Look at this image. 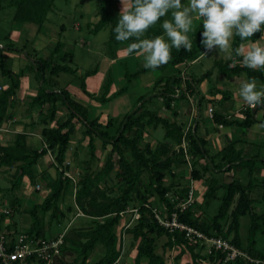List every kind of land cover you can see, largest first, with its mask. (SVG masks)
I'll return each mask as SVG.
<instances>
[{
	"label": "trees",
	"instance_id": "1",
	"mask_svg": "<svg viewBox=\"0 0 264 264\" xmlns=\"http://www.w3.org/2000/svg\"><path fill=\"white\" fill-rule=\"evenodd\" d=\"M56 0H0V4L8 2L15 7L14 21L17 23H35L42 28L46 22L49 13ZM99 14L102 17L97 30L103 29L105 26L111 27L110 44L114 43L118 46L126 45L133 41L118 42L115 40L114 28L118 23L119 15L111 16L108 14L104 0H99ZM163 19L152 27L146 37L151 38L157 35H162ZM203 25L197 27L192 34L193 47L192 50L173 49L171 52V60L168 64L157 69H165L167 65H178L187 60H196L201 53L205 51L201 45ZM261 33L253 35L252 39L257 40ZM239 37H235L232 42V47L236 48L240 45ZM54 49V53L57 52ZM53 56L51 55L45 60H33L36 67V76L38 80H42L41 88L35 97L31 98V108L42 107L47 104L50 109L47 115L42 117L41 122L45 125L41 132V136L47 148L39 151L28 145L27 135L18 134L13 145H0V170L17 166L16 177L10 189L11 192L19 190L23 184L24 178H28L36 184L38 177L37 165L39 160L52 151L55 155V170L58 176L53 177L48 172L43 173L41 179L50 189V196L46 197L40 204L34 205L28 213L32 217V228L28 235L36 239L49 240L44 235L45 224L44 220L48 213L51 214V222L60 217L65 218V214L60 211V203L65 198L66 194L76 187L75 203L76 206L88 217L96 220L95 227L87 230H73L76 237H71L70 233L63 236V244L60 247V256L57 257L55 264H87L89 255L102 245L105 249L104 255L94 264H119L121 257L120 238L116 232L117 226L120 224L124 214H126L134 200H138L139 219L137 223L130 229H126L132 235L134 242H138L137 255L133 264H142V260H148V264H167L165 257L157 252V241L162 237L167 239L163 245L165 250H172L176 247L181 249L178 259H181L184 254L188 253L191 262L188 264H202V260L210 258L213 264H222L226 255L213 250L210 257L202 255V250L205 245L192 244L185 236V233H180L178 230L170 232L169 229L162 226L153 210L150 208V201L157 198L158 201L164 204L166 215L164 218L169 220L175 212L178 213V221L188 225L209 237H222L228 240L233 246L245 251L252 259L258 263H248L244 259H236L227 264H264V212L258 213L253 207L254 201L250 198L249 190L253 188V183L244 187L240 183L232 182L223 186L224 195L221 198V206L210 220H205L201 216H197L193 207L181 213L176 206L186 198L189 194V189L178 185L175 182L166 183V178H175L174 169L179 165L186 164L183 142L188 143V153L192 158H202L208 156L206 149L207 141L198 137L192 131L184 133L182 125L172 121L169 118L161 117L155 112L145 110L144 107H139L137 110L128 114L118 123V120L110 118L106 125L99 123V120L89 121L87 117V109L76 103L68 93L61 91L55 93L51 86L45 80L46 71L53 78L59 73H73L72 69L66 66L54 64ZM28 57V58H29ZM9 57L5 54L0 57V71L3 77L8 80V89L0 91V127L8 118L7 112L10 107L15 105L17 93L20 88L23 72L15 73L7 64ZM34 66L32 68H34ZM216 68L223 75L232 77L242 73L248 77H255L258 80L264 81V71H253L242 64L232 65V60L224 64H216ZM148 69L139 71L145 72ZM74 74V73H73ZM49 75V76H50ZM88 75V74H87ZM181 78H170L164 84V89L161 91L158 98L161 97L164 102L165 109L170 110L172 103L175 101L177 90L181 92L179 98L185 97L183 87H181ZM163 80H159L158 84H162ZM111 84V81H110ZM179 84V86H178ZM109 86L106 88L105 94L98 98L101 102H106L109 99L106 97L109 91ZM177 86V88H176ZM186 86L191 92H195V86L186 81ZM82 91L92 97L87 90L85 79L82 80ZM50 90V91H49ZM122 88L119 92H124ZM175 97V98H174ZM143 101V100H142ZM65 106L70 115L63 123H58V127H48L47 123L52 122L57 116L58 103ZM243 122L231 121L226 117L218 114L213 115V120L218 125L233 126L247 129L253 123L254 119L250 112L246 113ZM77 119L85 127L84 135L88 139L89 157L88 161L83 162L82 174L79 180L74 184V180L66 176V154L71 148L72 135L69 132V127L73 125V121ZM163 126L167 129L166 142L159 143L155 148H152L147 143L143 148L141 145L145 140L146 130L148 128L158 129ZM113 129L114 132L111 131ZM130 132H135L134 135H129ZM96 140L102 143V149L106 150L111 146V151L108 158L101 169H96L95 165L98 159L96 156L97 146ZM171 141L169 143L168 141ZM179 146L180 152L176 153L175 147ZM129 152L131 159L126 156ZM118 157V166L121 172H118L117 177L125 185L119 192V195H113L112 188H102L107 186L111 179V174L116 168L115 157ZM221 161L226 165L225 171L243 166L248 168L252 173L256 160L254 158L245 159L242 153L235 149V145L230 144L224 148L218 155ZM214 163V162H213ZM219 165H214L213 170H217ZM211 168L205 167L203 173L208 172ZM148 175V182H143V175ZM194 180L202 179V173L197 168L191 173ZM37 185V184H36ZM264 188V183H262ZM218 188L214 183H211L208 192L204 195V203L208 206L209 201L216 198ZM172 194V195H171ZM177 195L179 196L176 200ZM237 198V199H236ZM19 204V200H15ZM233 208V210H232ZM19 209V208H18ZM17 212V205L10 211L0 214L1 224L4 218H13ZM248 216L250 225L248 229L247 244L243 242L241 236V219ZM103 220V221H101ZM10 227V226H9ZM1 232V230H0ZM13 233L10 234L12 236ZM232 236V238H231ZM50 240H57L51 238ZM261 242V243H260ZM72 256L73 260L67 262L65 259ZM27 264H47L44 261H37L34 257L29 258Z\"/></svg>",
	"mask_w": 264,
	"mask_h": 264
},
{
	"label": "rangeland",
	"instance_id": "2",
	"mask_svg": "<svg viewBox=\"0 0 264 264\" xmlns=\"http://www.w3.org/2000/svg\"><path fill=\"white\" fill-rule=\"evenodd\" d=\"M182 2H187V0H182ZM104 6L111 16H115L118 13L117 1L116 0H104ZM115 13V14H114ZM15 7L8 4V2L0 4V42L2 46L5 47L3 51H10L17 55V63L14 64L15 69H19L18 62L19 60H26V65L20 70L18 73L23 72V77L29 76L31 78L32 85L37 88V94L41 88L42 80L37 79L36 67L34 66V62L32 59L36 61L45 60L51 55L53 56L54 64L66 66L69 69L73 70V73H59L57 76L51 77L48 74V70L46 71L45 80L47 84L51 86L52 91L55 93H61L64 91L68 94L70 92H75L76 88V79L82 80L86 79L87 74L90 75L96 72L98 66H100L102 60L107 56V52L109 50H114L118 45L112 43L110 44L111 38V27L105 26L103 29L97 30V24H99L102 17L99 14V0H56L55 4L52 8V11L49 13L46 22L43 24V30L39 33V26L35 23L32 24H21L14 21ZM170 19L171 14L169 13L167 17ZM163 23V22H162ZM202 26V21H196L194 24V30ZM161 29L162 25H161ZM39 33V34H38ZM57 52H53L55 48H57ZM108 49V50H107ZM22 52V53H21ZM228 52H219L212 51L209 56L203 60L197 66H190L186 70L176 71L174 66L167 65L168 70L162 72V70H156L155 72L144 75L140 79L138 76L140 75L139 71L141 68L140 65H137V72L130 73L129 68L124 64L121 69L125 73L123 88L125 91H129L131 94L136 93V90L139 87H145L144 91H142V95H146L147 97L139 102H136L135 107L136 110L139 107H144L145 110L150 112H155L157 115H161V117L165 116V106L164 102L158 99L157 96L153 94L152 82L157 80V78L168 77H180L181 78V87L185 94H189L191 90L186 89V81L189 80L195 87V89H200L199 80L202 79V74L212 73L217 71L215 68V60L213 56L218 58L217 60H224L229 55ZM31 56V58L29 57ZM29 57V58H28ZM65 58L67 60H65ZM59 59V60H58ZM34 66V68H32ZM50 75V76H49ZM141 78V77H140ZM168 78V79H170ZM3 77L0 74V83L2 82ZM149 83L150 80H152ZM194 79V80H192ZM209 81H213L214 77H209ZM166 80V79H165ZM167 81V80H166ZM149 83L146 85V83ZM155 82V81H154ZM214 82V81H213ZM166 83V82H165ZM164 83V84H165ZM144 84V85H143ZM152 84V85H151ZM157 86V85H156ZM179 86V84H178ZM107 88V87H106ZM105 88V90H106ZM177 88V86H176ZM8 88L4 89L7 90ZM70 90V91H69ZM87 90V89H86ZM50 91V90H49ZM195 91V90H194ZM198 92V91H197ZM180 95H176L174 104H177L179 100H183L184 98H179ZM188 97V95H187ZM186 97V99H187ZM189 98V97H188ZM185 99V100H186ZM138 104V105H137ZM62 105V104H61ZM137 105V106H136ZM164 113V114H163ZM163 114V115H162ZM234 126V125H233ZM151 131H147V136L141 147L143 148L147 143L152 145V147H156L159 143L166 142V133L167 129L163 126L158 127V129H150ZM244 130V128H242ZM112 132L113 129H111ZM245 131V130H244ZM79 132V133H78ZM73 136V144H72V152L77 151L79 157H74L73 153L70 156V164L68 163L67 167L70 171L67 170L66 176L72 177L74 179V184L79 180L80 174H82L83 162L88 161L89 150L86 145V148L80 144L79 139L81 138L80 129ZM13 138V139H12ZM10 138L8 145H13L17 134H13V137ZM7 139V136H6ZM1 141V140H0ZM87 141V140H86ZM5 142V141H3ZM169 143L172 142L169 140ZM1 143V142H0ZM87 143V142H86ZM1 145V144H0ZM2 146V145H1ZM43 148V147H41ZM79 148V149H78ZM111 148V146H110ZM36 149V148H35ZM176 153L180 152V147H175ZM210 152H213V148L210 145L208 147ZM54 155V153H53ZM100 160L95 161L96 169H101L106 161V154H99ZM209 155V153H208ZM262 155L264 156V150L262 151ZM126 156L131 159L129 152H126ZM75 158V159H74ZM81 161H83L81 163ZM116 168L111 174L110 182L107 186H102V188H112L114 193L113 195H119V190L125 185L121 182V180L117 177L118 172H121L118 166V157H115ZM258 162L257 164H259ZM42 167V166H41ZM66 168V167H65ZM16 169L17 166L7 167L0 170V214L4 211H10L17 205V212L14 214L13 218L7 217L4 218V222L2 224L0 222V230L1 232L7 231L12 234V239H16L20 234H29L32 228V217L28 213L34 205L40 204L46 198L47 185L44 186L43 180L41 176L43 173L48 172L51 176L57 177V170L51 168L50 170L43 171L37 169L38 177L36 179V184L40 185L41 190H36V184L31 182L30 180H26L24 185L22 184L21 188L15 192H11L10 189L12 187V183L16 177ZM43 169V168H42ZM169 179H171L169 177ZM143 182H148V175H143ZM258 182V181H256ZM170 183L169 180L167 184ZM188 183V181H187ZM46 184V183H45ZM184 186H187L185 182ZM256 184H262L261 182ZM32 186L33 189L30 190ZM29 188V189H28ZM76 187L72 189V191L68 192L60 203V211L65 214V218L55 219L51 222V214L48 213L45 220V229L44 235L47 239H59L65 234L70 233L71 237H76V234L73 233V230H87L95 227L94 219L86 216L75 203V193ZM28 189V190H27ZM30 190V192H29ZM28 191L31 193L29 196L25 194ZM27 192V193H28ZM261 192L259 193V195ZM172 195V194H171ZM223 196V191H218V199L211 200V208L208 211V215H201L202 211L200 208H196L197 216H201V218L205 220H210L213 216L216 215L220 206H221V197ZM261 196V195H260ZM254 197L258 198V196L254 195ZM19 200V204L15 203V200ZM194 201V199L192 198ZM183 202V201H182ZM138 200H134V204L130 210L124 214L120 224L116 228V232L120 238V246L119 249L121 251V257L119 260V264H133L134 259L137 255V247L138 242H134L131 234L127 232L126 229L132 228L139 218L138 212ZM150 208L153 210L154 214L159 215L160 217H164L166 215V209L163 204H160L157 198H153L150 203ZM1 206L4 211H2ZM19 208V209H18ZM264 209V204H258L255 207L256 212ZM5 213V212H4ZM2 220V218H0ZM103 221V220H101ZM241 236L244 243L247 244L248 238V226L250 225V218L246 216L241 220ZM10 226V227H9ZM232 238V236H231ZM166 241V238L163 237L157 241V252L165 257V260L168 264H188L191 262V258L188 253L184 254L181 259H178V256L181 253V249L176 247L172 250H165L163 248V244ZM261 243V242H260ZM194 244V243H193ZM263 245L264 250V243ZM196 245V244H194ZM202 247V244H198ZM105 249L102 245L97 246V248L89 255V259L87 264H94L97 262L103 255ZM211 246L205 245V248L202 250V255L206 257H210L212 253ZM67 262H71L73 260L72 256H68L65 259ZM57 259H55L51 264H55ZM202 264H213L210 258L201 261ZM146 264V261L143 262Z\"/></svg>",
	"mask_w": 264,
	"mask_h": 264
},
{
	"label": "crops",
	"instance_id": "3",
	"mask_svg": "<svg viewBox=\"0 0 264 264\" xmlns=\"http://www.w3.org/2000/svg\"><path fill=\"white\" fill-rule=\"evenodd\" d=\"M117 1L118 13H114L115 16L119 15L122 10L121 0ZM127 0H125V3ZM32 24V23H25ZM43 30V26L39 29V33ZM38 33V34H39ZM162 34L163 29H162ZM193 32L189 33V37L192 40ZM262 34V33H261ZM260 34V36H261ZM260 38V37H259ZM258 38V39H259ZM257 39V40H258ZM126 45H121L116 47L114 50H109L107 52V56L102 60L100 66H98L96 72L87 75L85 79L87 92L92 95V97L88 96L82 91V82L81 80L76 79V90L75 92H70V97L78 104L82 105L87 109V117L89 121L99 120V123L106 125L110 118L118 120L120 123L125 116L132 113L136 110L135 104L136 102H141L147 96L142 95V91H144V86L139 87L136 90V93H130L129 91L119 92L123 88L124 75L125 73L121 69L122 65H126L129 68L130 73L137 72V65H140V70H144L143 66V58L138 57L135 54L129 55L125 49ZM5 47L2 46L0 42V57L5 54L9 57L8 66L15 72L18 73L23 67L26 65V60H19L18 62V70L14 68V64L17 63V55L10 51H3ZM108 50V49H107ZM22 53V52H21ZM210 52L207 53V56L200 55L196 60H187L181 64L175 65L174 69L176 71L186 70L190 66H197L205 58L209 56ZM229 55V54H228ZM215 60V68L218 63H226L231 61L230 55L226 59L217 60L215 56H213ZM32 60V59H31ZM59 60V59H58ZM65 60H67L65 58ZM173 66V65H169ZM165 69H148L145 72H141L138 76L139 80L143 79L142 77L146 74L155 72L156 70H162L164 72ZM217 69V68H216ZM1 74V71H0ZM245 74V73H242ZM264 75V74H263ZM2 76V74H1ZM240 75H235L232 77H227L223 75L219 70L215 72H210L207 74H202L199 80L200 89H195V92H189V94H185L183 100H179L177 104L172 103V108L170 110H165L166 118L171 119L172 121L177 122L179 125H182L184 133H188L192 131L198 137H201L207 141L206 149L209 153L208 156L202 158H192V156L188 153V143L187 141L183 142L182 148H184L185 153V161L186 164L179 165L174 169L173 173L175 174V178L169 179L166 178V183L175 182L178 185H182V187L189 189V194L191 193L192 198L194 199L193 203L189 205V207H193L194 210L196 208H200L202 211L201 215H208V211L211 208V200L208 206L204 203V195L208 192L211 183H214L218 188L216 192V198L218 199V191L222 190L224 195L223 186L232 182L240 183L242 186L246 187L249 184L253 183V188L249 190L250 198L254 201L253 207L255 208L258 204H264V188L262 184L256 183H264V156L262 155V151L264 150V129H257L253 126L259 123H264V109H261L259 106L256 110L249 108L247 105L243 104V102L237 97L236 89L231 86V82L234 78L239 77ZM3 77V76H2ZM141 77V78H140ZM209 77H214L213 81H209ZM170 76L157 78V80L153 79L149 81L152 82L154 86L153 94L154 96H159L161 91L164 89V83L168 80ZM166 79V80H165ZM144 80V79H143ZM159 80H163L162 84H158ZM194 80V79H192ZM111 81V84H110ZM264 83V81L259 80ZM148 82L146 83L149 84ZM151 84V85H152ZM109 86V91L107 93V98L109 99L106 102H101L98 98H101L106 90L105 88ZM144 85V84H143ZM157 85V86H156ZM196 87V86H195ZM8 88V80L3 77L2 82L0 83V91ZM142 90V91H141ZM70 91V90H69ZM198 91V92H197ZM37 95V88L32 85L31 78L29 76H25L21 78L20 88L17 93V99L15 105L10 107L7 116L8 118L3 122L0 127V144L2 146H9L11 144H7L10 138L13 137V134H26L28 145L32 148H36L41 151L44 148H47L45 142L41 136V132L45 125L41 122L42 117L48 114L50 105L47 104L42 107L31 108V98ZM188 95V97H187ZM187 97V99H186ZM158 99L162 100L161 97ZM186 99V100H185ZM137 104V105H138ZM136 105V106H137ZM209 109H213V115L218 114L226 117L231 121H239L243 122L246 113L250 112L252 119H254V123L247 129L242 130V128L234 125V126H226V125H218L213 120V115L211 116L209 113ZM164 114V113H163ZM162 114V115H163ZM70 115L69 110L58 103L57 106V116L52 121L47 123L48 127L57 128L58 123L65 122ZM161 116V115H160ZM80 129L81 138L79 139L80 144L86 148L88 144V139L85 137V127L79 122L77 119L73 121V125L69 127V132L72 135L71 148L66 154V174L68 169V163H70L69 159L72 156V144L73 136ZM152 128H148L146 130L145 137L147 136V131L150 132ZM154 130V129H153ZM79 133V132H78ZM135 132H130L129 135H134ZM7 136V139H6ZM13 139V138H12ZM87 140V141H86ZM5 141V142H3ZM87 142V143H86ZM235 145V149L242 153V157L245 159L254 158L256 160L254 170L251 173L248 168H244L243 166L236 167L231 171H225L226 165L221 161V157L217 155L230 144ZM212 146L213 152H210L208 147ZM96 156L97 159L100 160L99 154H106V160L108 158V154L111 151L110 146L107 147L106 150L102 149V143L100 140H96ZM43 147V148H41ZM88 147V145H87ZM152 147V145H151ZM154 148V147H152ZM79 149V148H78ZM74 157H79L77 151L73 153ZM55 155H53L52 151H48V154L42 157L39 160V164L37 165L38 169L43 171H47V169H51L56 166ZM75 159V158H74ZM83 161H81L82 163ZM106 162V161H105ZM214 162V163H213ZM260 162L259 164H257ZM219 165L217 170H213V166ZM42 166V167H41ZM36 167V168H37ZM205 167L211 168L208 172L203 173L202 169ZM43 168V169H42ZM194 168H197L202 173V179L194 180L191 176ZM6 169V168H5ZM73 179L72 177H70ZM29 179L24 178L23 185L25 181ZM74 180V179H73ZM188 181V183H187ZM258 181V182H256ZM187 186H184V183ZM44 183V181H43ZM168 183V184H170ZM46 184L44 183V186ZM47 189L46 197L50 196L51 191L48 187H44ZM29 189V188H28ZM27 189V190H28ZM33 189L32 186L30 190ZM29 190V192H30ZM25 194L28 196L31 194L28 191H25ZM28 192V193H27ZM261 192V196L259 193ZM1 194V193H0ZM189 194L186 198L181 201H186L189 197ZM254 195L258 196V198L254 197ZM177 197H179L177 195ZM1 198V197H0ZM222 198V197H221ZM220 198V199H221ZM237 199V198H236ZM214 200V199H212ZM180 203V202H179ZM162 204V203H160ZM164 205V204H163ZM2 211H4L1 206ZM233 210V208H232ZM256 211V210H255ZM5 212V211H4ZM258 213H263L264 209L257 211ZM196 213V210H195ZM245 218V217H243ZM242 220V219H241ZM242 225V224H241ZM242 227V226H241ZM249 229V226L247 230ZM163 238V237H162ZM167 241V239H166ZM164 242V244L166 243ZM163 244V245H164ZM146 261L148 264V260L143 259V262ZM167 263V261H166ZM168 264V263H167Z\"/></svg>",
	"mask_w": 264,
	"mask_h": 264
},
{
	"label": "clouds",
	"instance_id": "4",
	"mask_svg": "<svg viewBox=\"0 0 264 264\" xmlns=\"http://www.w3.org/2000/svg\"><path fill=\"white\" fill-rule=\"evenodd\" d=\"M122 10L114 28L115 40L128 43L125 51L143 58L145 69L168 64L173 49L191 51L189 33L202 21V56L214 50L228 52L232 65L242 64L264 71V0H121ZM171 18H165L168 14ZM163 19L162 35L147 38L146 33ZM262 33L258 40L252 37ZM239 37L241 43L233 48ZM231 86L249 108L264 109V83L247 74L234 78ZM264 129V123L253 126Z\"/></svg>",
	"mask_w": 264,
	"mask_h": 264
},
{
	"label": "built area",
	"instance_id": "5",
	"mask_svg": "<svg viewBox=\"0 0 264 264\" xmlns=\"http://www.w3.org/2000/svg\"><path fill=\"white\" fill-rule=\"evenodd\" d=\"M181 92L177 90V95ZM214 110L209 109L212 116ZM36 190H41L40 185L36 186ZM179 198L176 197V200ZM193 203L192 195L186 201H181L177 206L181 213L185 212L189 205ZM156 215V214H155ZM140 217V216H139ZM159 223L170 232L178 230L185 233L186 238L193 244H202L211 246L212 251L221 252L226 255L222 264L235 261L236 259H244L248 263H258L252 259L245 251L233 246L228 240L222 237H209L206 234L178 221V213L175 212L172 219L162 218L156 215ZM139 219V218H138ZM63 244V236L57 240H45L29 237L26 234H20L16 239H12L7 231L0 232V264H27L29 258L34 257L37 261H44L51 264L60 256V247Z\"/></svg>",
	"mask_w": 264,
	"mask_h": 264
}]
</instances>
